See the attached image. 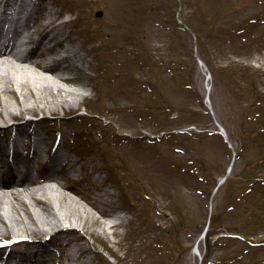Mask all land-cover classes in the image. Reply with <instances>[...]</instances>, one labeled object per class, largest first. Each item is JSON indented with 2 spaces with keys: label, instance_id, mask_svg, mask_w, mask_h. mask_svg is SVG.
Listing matches in <instances>:
<instances>
[{
  "label": "rangeland",
  "instance_id": "1",
  "mask_svg": "<svg viewBox=\"0 0 264 264\" xmlns=\"http://www.w3.org/2000/svg\"><path fill=\"white\" fill-rule=\"evenodd\" d=\"M25 1L51 7L60 13L58 21L68 18L57 29L71 38L63 44L75 55L62 64L73 65L64 71L74 80L66 86L82 95L74 110L59 107L58 118L48 113L46 122L26 125L19 138L0 131V158L19 151V157L30 161L24 167L37 179L68 160L61 180L70 176L99 204L94 208L68 192L81 200L82 217L74 224L85 236L86 263L264 264V231L250 236L253 245L233 230L247 221L248 206L264 201V0ZM170 14L197 26L218 19L233 45L226 55L206 39L196 53L207 65L190 56L196 36L186 29L177 37L174 32L171 58L188 64L185 74L191 79L185 78L191 86L167 67L152 62L141 67L142 50L168 58L163 41L171 31L163 28L170 26ZM238 23L243 29L234 32L232 25ZM207 86L232 147L213 116L204 113L209 111ZM166 130L172 133L162 136ZM54 153L57 163L52 167ZM252 174L259 181L250 196L246 178ZM13 203L11 212L25 218L21 203ZM212 214L218 220L210 224ZM211 228L216 234L207 250ZM48 246L56 254L58 247ZM204 251L208 262H203Z\"/></svg>",
  "mask_w": 264,
  "mask_h": 264
},
{
  "label": "bare ground",
  "instance_id": "2",
  "mask_svg": "<svg viewBox=\"0 0 264 264\" xmlns=\"http://www.w3.org/2000/svg\"><path fill=\"white\" fill-rule=\"evenodd\" d=\"M59 14L51 7L31 1L0 0L2 133L19 138L25 126L31 123L27 114L41 112L45 118L50 113L58 118L59 107L71 111L81 101L82 92L66 86L74 80L64 71L72 69L73 65L62 62L70 61L75 52L67 50L63 44L71 38L58 31V26L65 22L58 21ZM10 97L14 98L15 104ZM2 144L0 140V146ZM18 154L19 151H13L11 158L16 167H24L19 163L21 157ZM5 157L6 163L8 154L4 152ZM56 159L57 154H52V167L57 163ZM66 162L54 168L50 166L53 170L42 179L35 178L32 170H26L23 177L17 178L15 171H20L19 168L9 165L7 171L0 172V234L12 232L10 237L14 238L8 245L0 243V264H88L83 258L88 252L85 236L75 225L82 217L81 200L70 193L80 196L94 208H99V204L70 176L65 177L66 181L61 180ZM27 197L41 210L30 206ZM51 198L55 200V206ZM13 200L21 203L25 218L11 212L15 207ZM82 227L87 231L86 223ZM52 244L58 247L56 254L48 249Z\"/></svg>",
  "mask_w": 264,
  "mask_h": 264
},
{
  "label": "trees",
  "instance_id": "3",
  "mask_svg": "<svg viewBox=\"0 0 264 264\" xmlns=\"http://www.w3.org/2000/svg\"><path fill=\"white\" fill-rule=\"evenodd\" d=\"M181 18V17H180ZM170 23H168L170 26L168 27L167 25L165 26V28H163V31L165 30H169L171 31V33L168 36V39L166 41H163L166 45H167V51H169V56H167L168 58H165L163 55H159L157 53H154V51L151 50H142V52L140 53L139 59H140V63H142V69H145L147 67V65L152 62L154 64H159V66L162 67H167L168 69L172 70L173 72L177 73L180 76H183L184 79L187 80V78H185L186 76H189V78L191 79V75L190 74H185L186 69L188 67V64H184V62L179 58V57H175V59L171 58V55L175 52V43H176V38L180 32L182 30L185 31V28L183 25H181L173 15H169L168 17ZM181 20L186 23L188 25V27L190 28L191 32L194 33V35L196 36V45L197 48L200 49L201 51L203 50V45L205 43V40L208 39L209 42L212 44V48H214L216 51L221 52L222 54H226V52H228V54L231 53V50L233 48L232 42L230 41V39H226L227 36L225 34V32L227 31L226 28L224 27V24L221 23L220 21H218V19L213 20V22H209L208 24H200L199 26H197L196 24L192 23L190 20H186L181 18ZM162 25L159 26V30H162ZM232 30H234V32L236 31H240L243 29V25L241 23L232 25ZM158 30V31H159ZM187 31V29H186ZM174 32H175V36H174ZM174 51V52H173ZM178 55V54H177ZM227 55V54H226ZM190 56L191 58L194 57V48L192 45V48L190 49ZM201 58L206 62L207 65H209L208 61L206 59H204V57L201 55ZM143 80V78H141ZM236 79H238L236 77ZM147 80L144 79L143 82H146ZM188 82L186 83V86H191L190 84V80H187ZM255 83L252 82V86H254ZM254 90L256 91V94L258 93V87L257 85L254 87ZM204 113L206 115H210L208 111H204ZM264 129V127L262 128ZM228 130V129H227ZM174 132V131H173ZM201 132H205V129H202ZM251 133H254V130H250ZM172 131L166 130L163 132V135H169L171 134ZM263 160H261L260 162L257 163V165H261V163ZM258 175H249L247 176V188H246V193L249 194L250 196L253 195V191L255 190V187L257 185V182L259 180L258 179ZM229 177L225 180L228 181ZM238 207V206H237ZM246 212H247V221L245 222L244 225H239V224H235V226H233V230H235V234H239L241 237H243L244 239H250V242H252L253 244V240L250 238V236H255V235H259L260 233H262L264 231V201L260 202L258 204V206L256 208H252L250 206H248L246 208ZM218 220V214L217 215H211L210 218V224L216 223ZM183 225L180 224V227H182ZM242 226V227H241ZM250 227L251 229H247L246 228ZM230 230H232V228H230ZM232 233V232H231ZM230 233V234H231ZM216 234V231L214 229H209L206 233V238H205V242L207 244V250H209L210 247V242L214 239V236ZM233 234V233H232ZM254 245V244H253ZM210 256L208 254L207 251L203 252V262H208ZM259 263V262H258ZM257 264V263H256Z\"/></svg>",
  "mask_w": 264,
  "mask_h": 264
},
{
  "label": "water",
  "instance_id": "4",
  "mask_svg": "<svg viewBox=\"0 0 264 264\" xmlns=\"http://www.w3.org/2000/svg\"><path fill=\"white\" fill-rule=\"evenodd\" d=\"M210 109H211V107H210ZM211 112H212V110H211ZM212 113H213V112H212ZM215 122H216L217 125L220 127L222 134L224 135L225 139L227 140V134H226L225 129L219 124V122H218L216 119H215Z\"/></svg>",
  "mask_w": 264,
  "mask_h": 264
}]
</instances>
